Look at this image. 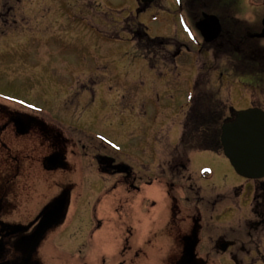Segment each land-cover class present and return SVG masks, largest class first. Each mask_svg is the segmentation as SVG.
I'll return each instance as SVG.
<instances>
[{"label": "rangeland", "instance_id": "obj_1", "mask_svg": "<svg viewBox=\"0 0 264 264\" xmlns=\"http://www.w3.org/2000/svg\"><path fill=\"white\" fill-rule=\"evenodd\" d=\"M135 3L136 0H24L21 3L0 0V12L10 4H15L19 12L0 19V118L6 111L18 109L32 115L31 111L49 103L48 106H53L49 97L57 96L61 88L78 85L82 93L84 83H97L102 93L97 96L92 110H101L106 120L97 129L105 133L103 136L111 143L117 159L142 176L141 191L131 193L128 198L120 186L107 188L108 182L93 171L94 163L87 188H79L78 173L67 174L59 169L55 177L41 180L39 190L46 200L67 189L74 201L86 188L83 203L92 201L90 214L92 218L101 217L103 225L92 237L91 263L116 264L122 248L117 225L129 213L133 220L131 239L138 242L140 249L132 264H177L182 238L197 224L199 246L203 251L197 258L207 259L208 264H236L228 252L207 253L211 246L209 237L215 238L217 230L205 236L210 225L218 230L226 228L229 234L237 236L231 233L230 227L239 230L233 222L244 218L250 202L251 190L244 177L229 165L225 156L195 150L190 152L192 160L188 170L182 169L181 174L175 175V186L171 190L168 163L174 156L182 155L179 145L183 122L198 70L201 77L209 75V84L201 89L216 95V100L226 110L225 118L231 116L230 108L245 110L263 103L264 86L253 83L255 79L242 73L235 74L227 55L217 59L215 51L201 50L192 44L190 31L179 18L174 21L179 9L170 6L172 3H164L163 8L152 7L139 16H136ZM245 5L247 15L250 12L255 17L253 11L264 13L262 0H246ZM50 8L53 10L49 11ZM138 23H143L153 38L186 40L190 48L171 60L169 56L176 49L155 44L156 48L149 54L156 59L153 60L133 39L131 29ZM260 79L262 77L258 76L256 80ZM50 110L45 109L48 114ZM79 112L76 110V114ZM25 142L36 146L33 137H27ZM77 159L73 160L75 166ZM35 166L7 156L1 147L0 194L3 195L5 189L22 191V185L35 180ZM161 168L166 171L163 173ZM189 175L202 187L199 192L206 202L187 203L185 183ZM148 179L153 180L151 185L146 184ZM239 186H244L245 192L237 199L240 206L235 215L228 208L233 204L234 192L239 191L233 188ZM219 194L220 200L213 208L212 202ZM239 255L246 264H264V240L257 239L256 246ZM51 256L52 253L40 254L39 264H64ZM76 260L75 263L80 264L79 259Z\"/></svg>", "mask_w": 264, "mask_h": 264}, {"label": "flooded vegetation", "instance_id": "obj_2", "mask_svg": "<svg viewBox=\"0 0 264 264\" xmlns=\"http://www.w3.org/2000/svg\"><path fill=\"white\" fill-rule=\"evenodd\" d=\"M17 1L21 3L24 0ZM262 2L264 5V0ZM164 3L168 5L172 3L170 6L179 9V13L176 12L174 16V21L176 22L179 18L181 24L190 31L193 36L190 41L192 44L199 46L201 50L215 51L217 59L227 55L229 62H232L231 69L235 74L242 73L243 76L255 79L253 83H260L264 86V38L255 36L264 29V13L256 14L253 11L255 17H252L250 12L247 15L246 0H154L150 4L136 0L134 4L136 16L147 12L152 7H162ZM168 8L171 11L169 6ZM52 10L50 8L49 11ZM13 13L16 15L19 12L15 4H10L3 11L1 10L0 19ZM205 15L217 16L221 25V32L209 40L205 39L197 27ZM250 16L252 18L248 19ZM175 25L178 27V22ZM131 30L134 41L148 56L152 52L151 49L156 48L155 44L161 47L163 45L174 47L176 51L170 54L171 60L190 48L186 40L173 37H151L143 23L134 25ZM177 33L178 30L175 37L178 36ZM155 38L160 41L154 42ZM149 57L152 58V56ZM258 76L262 79L256 80ZM82 87V93L79 92L78 85L69 89L68 87L61 88L57 96L49 97V102L52 101L53 106H48L49 103L42 109L31 111L32 115L18 109L6 111V115L0 118V148H4L7 156L24 161L30 167L32 164L36 165L35 180L22 185V191L7 192L6 189L4 192L1 191L3 195L0 194V264H39L40 254L51 253V257H57L64 264L75 263L76 258L79 259L80 264H92L90 260L94 250L91 247L92 237L103 226L101 217L94 215L92 218L90 214L92 206L90 202L92 201L83 203L86 198L85 190L90 183L93 163L95 167L93 171L108 182L107 188L111 185L112 188L120 186L125 190L128 198L131 193L141 191L142 176L132 166L117 159L110 147L111 143L103 136L105 133L97 129L98 125L106 123L101 110H92L94 103L97 102V96H101L102 87L97 83L94 85L84 83ZM252 106L264 110V102ZM46 108L51 109L49 114L45 111ZM76 110L80 112L76 114ZM229 111L231 116L225 118L222 124L233 118L237 110L230 108ZM27 137L35 138V147L31 145L32 148L29 146L30 142H25ZM205 151H213L219 156H225L222 146L216 151L215 149ZM190 154L189 152L186 161L179 160L176 155L172 162L168 163L171 190L175 186V175L181 174L182 169L188 170L192 160ZM75 158H79L76 166L73 164ZM228 163L231 166L229 161ZM59 169L64 173L79 174L81 183L79 188H86L80 193L78 200H71L67 189L54 193L53 198L46 200L43 199L41 193L39 194L41 180L55 177ZM161 171L164 173L166 169L161 168ZM189 176L186 179L188 183H185V188L188 189L186 201L199 205L205 201L202 192H199L202 187L193 181L192 175ZM244 179L249 191L251 190L250 197H248L250 202L246 207L244 218L240 219L241 221L238 219V221H232L234 225H238L239 230L230 227L231 233L235 232L237 236L229 234L226 228L218 230L219 228L214 225L207 228L205 236L208 237L211 232L217 230L215 238L209 237L211 246L207 249V253L228 252L236 264H246L239 254L249 252L251 246L257 245V239L264 240V178L252 180L244 177ZM152 181L148 179L146 184L151 185ZM233 189L239 191L234 192V199L231 198L233 204L228 209L236 215L240 206V201L237 199L244 194L245 187L239 186ZM220 195L212 202L213 208L219 202ZM125 202L128 203V199ZM44 216L54 217L57 221L33 249L20 247L18 242L32 234ZM94 220L97 222L94 223ZM132 221L128 213L126 219L117 225L120 230L122 248L116 264H132L135 256H139L138 242H133L131 239L133 236ZM200 244L199 224H197L190 233H185L183 236L177 264H208L207 259L197 258L200 256L199 252L203 253ZM34 256L38 259L34 260Z\"/></svg>", "mask_w": 264, "mask_h": 264}, {"label": "water", "instance_id": "obj_3", "mask_svg": "<svg viewBox=\"0 0 264 264\" xmlns=\"http://www.w3.org/2000/svg\"><path fill=\"white\" fill-rule=\"evenodd\" d=\"M141 1L150 4L154 0ZM197 27L207 40L221 32L219 18L215 15H205ZM255 36L264 38V29ZM221 131L224 154L235 171L247 179L264 178V110L253 107L236 111L233 118L223 123ZM42 218L34 232L18 242L20 247L33 249L57 221L51 216Z\"/></svg>", "mask_w": 264, "mask_h": 264}, {"label": "trees", "instance_id": "obj_4", "mask_svg": "<svg viewBox=\"0 0 264 264\" xmlns=\"http://www.w3.org/2000/svg\"><path fill=\"white\" fill-rule=\"evenodd\" d=\"M160 39L154 40L159 42ZM197 75L194 84V93L191 99L190 109L186 113L183 122V130L179 149L182 155H177L179 160L188 158L189 152L195 150H209L221 147V125L225 119V109L221 102L216 100V95L201 88L209 84V75ZM220 102V103H219Z\"/></svg>", "mask_w": 264, "mask_h": 264}]
</instances>
